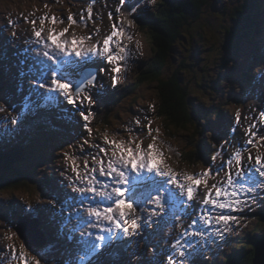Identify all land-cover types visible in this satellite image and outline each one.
<instances>
[{
  "label": "snow or ice",
  "instance_id": "snow-or-ice-1",
  "mask_svg": "<svg viewBox=\"0 0 264 264\" xmlns=\"http://www.w3.org/2000/svg\"><path fill=\"white\" fill-rule=\"evenodd\" d=\"M96 2L90 0L79 19L69 9L66 18L46 12L30 20L32 36L25 41L29 45L24 49L25 54L35 53L37 58L20 76L28 78L30 96L40 97L42 103L36 106L52 107L57 103L72 106L73 115L82 118V126L89 133L84 144L97 150L91 163L84 159L82 165L80 158L64 153L74 173L69 179L72 192L78 195L79 206L75 211L68 209L69 215L60 225L58 238L74 242L78 235V243L84 249L78 260L80 264H88L105 248L142 235V230L159 222L153 218L172 214L174 220L179 217L181 221L187 218L190 222L186 228L180 224L182 231L171 242L174 251L167 255V264H196L191 258L201 252L204 244L214 242L209 241V237H223L239 224L240 217L231 213L243 211L255 200L257 193L264 197V133L261 132L264 111L258 122L245 129L247 139L240 148L231 155L217 151L212 161L219 160V165L198 173L173 169L168 163V154L160 146V129L153 128L152 122L142 125L140 120L136 121L137 125L147 128V136L151 137L147 145V137L142 139L132 129L127 130V139L120 133H104L102 144L92 143L93 108L101 95L92 90L103 86L100 80L104 76L111 80L112 87L118 86L123 73L128 70L132 55L129 42L134 40L128 29L136 26V21L129 17L138 7V4H131V0H119L116 8L119 19L112 12L108 13L113 22L106 35L101 37L99 28L87 35H78L74 28L88 29L89 21L95 25ZM56 3H62V0H56ZM125 4L131 5L127 15ZM44 8L51 12L52 5L45 4ZM64 24L67 27H59ZM136 47L140 49L142 45ZM94 63L99 64V71L89 70L88 66ZM32 108L31 99L26 97L25 111L31 112ZM5 110L0 107V112ZM20 120V117L0 120V126L18 124ZM239 120L240 113L237 112L236 122ZM253 149L258 153L255 156ZM168 152H172L171 146H168ZM67 200L76 203V197ZM56 203L51 201L53 207ZM60 207L63 209L64 205ZM188 209H195V212ZM21 211L26 218L39 220L40 209L29 205ZM69 225H72L70 229ZM50 247L54 250L55 245ZM17 251L18 255L13 257L15 261L42 264L26 245L21 244Z\"/></svg>",
  "mask_w": 264,
  "mask_h": 264
},
{
  "label": "trees",
  "instance_id": "trees-1",
  "mask_svg": "<svg viewBox=\"0 0 264 264\" xmlns=\"http://www.w3.org/2000/svg\"><path fill=\"white\" fill-rule=\"evenodd\" d=\"M263 5L264 0H157L155 11L143 19L145 25L140 28L147 35L150 55L139 68L136 83L120 91L124 95L117 91L105 98L94 126H99L101 131L114 120L122 121L121 114L126 113L122 110L125 99L138 92L143 84L154 83L158 92L156 111L165 128L184 131L190 140V152L182 153L178 160L192 165L207 161L210 156L207 126L217 115L209 106L215 105L225 93L222 73L229 62L238 58L244 34L257 29ZM216 89L217 97L213 94ZM125 94L129 95L125 98ZM26 153L22 145L9 153L0 148V163L8 169L7 176L0 173L1 192L38 186L25 181L27 173L17 167ZM0 167L5 168L2 164ZM35 180L40 185L48 183V179H40L38 175ZM255 241L237 245V253L224 263L252 264Z\"/></svg>",
  "mask_w": 264,
  "mask_h": 264
},
{
  "label": "rangeland",
  "instance_id": "rangeland-1",
  "mask_svg": "<svg viewBox=\"0 0 264 264\" xmlns=\"http://www.w3.org/2000/svg\"><path fill=\"white\" fill-rule=\"evenodd\" d=\"M43 2H49V3L53 4V0H0V28H1V26L8 28L9 30H21L24 28L26 31H28L24 35V39L25 40L30 39L32 36V25L29 21L22 22L23 20H21L19 17H24L27 19L30 15H32L31 10L26 7V5H30V4H34L36 6L35 15H44L46 12L49 13V11L40 8V6H41V4H43ZM151 3H152V0H148V2L146 0H144L137 7V9L138 10L143 9L145 5H148ZM61 5L64 9H67V7L64 3H61ZM53 6L57 7L59 10H64L62 7L58 6L57 4H53ZM58 9H54V11H53L58 16L66 18L69 15L68 10H64L63 12H58ZM110 9H111V6L109 5V6H105L102 10H99V9L95 10L96 15H98V16L105 13L104 16L100 17V21H101L100 25L101 26L95 27V28H99L101 30L100 35L102 37L108 33L110 26H111V23L113 22L112 20H109V18L107 16ZM14 18L18 19V21H16ZM118 19H119V17H118ZM20 22H21V24H23L22 27H13L16 23H20ZM37 26H39V25H37ZM59 27L63 28L66 26L60 25ZM92 30H94V28H88V29L74 28L73 31H76L78 35H87ZM128 31H130L134 36V40L132 42H129V47L132 49V55H131L130 59H134L137 61L138 56H140L142 59H145V60L148 59L147 56L150 55V45H149V41L147 39V35L142 33V31H137L136 27L130 28V29H128ZM137 44L142 45V47L140 49H137V47H136ZM0 47H2V46L0 45ZM141 52L143 53L142 55L140 54ZM247 63L250 64L251 62L248 61ZM134 73H135V69L128 62V70L123 73V79L121 80L120 83L126 84V85L130 84V81H132V78H134V77H131V75ZM222 76H224V75L222 74ZM223 81L226 83V78H223ZM133 84H135V83H133ZM157 94H158V92H157L156 84H154V83L143 84L142 90L140 92H137V94L131 96V98H129L126 101L127 104L125 105V108L130 107L135 102L140 103V106L134 107L132 111L122 113L121 114L122 121H118V120L112 121V128L109 129L108 131L101 132V131H99L100 127L96 126V128H98V130H94V132L91 134V140L93 139V137L98 136L100 138L101 142L103 143V134L104 133H108L110 135L115 134L116 132H115V130H113V127L121 128V127H123L122 122L131 120L132 121L131 126H133L135 128H141V133H142L143 139H145V137H147L145 139V145H147V143H149L151 141V137L147 136V130L145 127H142V125H146L149 122H152L153 128H159L160 129L159 137H163L164 139L169 141L168 145L163 144L160 141L159 142H160L161 149L163 151L166 150V149H164L165 147L171 146V149H172V152L170 153L171 159H170V162L168 160V163L173 167V169H175L176 171H179V172H189V173H191V172H197L198 173L200 171H203L205 169V167L199 166L198 168H196L192 164H188L186 162H180L178 159H176V157H180L182 153L190 152V148L188 147L190 140H189L186 132L178 131L176 129H172L169 127L165 128V125H164V130L166 131V135L170 139L164 135L163 128H161L160 122H159V120H161L162 118L158 115V113L156 111L157 107H158V104H157L158 95ZM263 99H264V97L262 98V100ZM153 106H154V110H153ZM251 107H252V104L247 106L243 110V112L240 111V113L245 116V120H244V126L245 127H244L242 133H240L239 136L237 137V139L241 143H244L245 140L247 139V137L245 136V129L248 128L249 125L254 123L253 115L249 110V108H251ZM235 110L239 111V108L236 107ZM151 113H153L154 117L151 116ZM4 115H5L4 111L0 112V116H4ZM154 119H156V120H154ZM0 120H3V119L0 118ZM137 120H140L142 122V125H137L136 124ZM239 123H240V120H239ZM239 123H237V124H239ZM240 127H242V126H240ZM5 130H6V128L4 127V125L0 126V132L5 131ZM263 130L264 129L261 128L262 133H263ZM153 135H156V134L153 133ZM122 136L125 139L128 138L127 133L122 135ZM159 137H158V139H159ZM92 143L95 144L96 142L94 141ZM90 147L91 146H89V148ZM215 149L217 150V148H215ZM96 151L97 150H95L94 154H96ZM262 151H264V149H262ZM172 153H175V155H172ZM34 154H35L34 152L29 153L27 164H29V165L32 164V162H33L32 157ZM257 154H258L257 151L255 149H253V155L255 156ZM245 155L247 156V152H245ZM183 159L185 160V158H183ZM89 161L91 163V160H89ZM213 166L217 167V165H213ZM56 168H57V172L59 174V177L64 182L65 173L68 170H70L71 168L67 167V163L59 164V166ZM49 176L52 179H55V177L57 178V176H54L52 174H49ZM73 176H74V173H73ZM65 183H67V182H65ZM24 191H26V193H24L20 190H6V191L0 192V264H23L22 260L15 261L13 259V257L15 255H18L17 250L19 249L20 245L22 244V240L13 231V229L11 230V228H12V226H14L16 224V218L19 215H24L21 210L26 208L29 205L33 209H43V211H40L41 215H42L41 220L44 222L42 225L47 228L48 232L51 234L52 238L55 241H58L60 239V238H58V230H59L61 224L55 223V221H58V220L53 216L54 212H52L50 210L48 204L46 202L35 203L34 195H33L35 193V190L30 191V192L27 190H24ZM254 201H256V200H254ZM252 206H254V205L252 204ZM246 207H248V206H246ZM259 209H261V208H259ZM47 210H49V211H47ZM75 210H76V206H75ZM247 212H249L251 214L250 219H248L245 216V214ZM231 214L240 217V220H239V224L234 225L232 231L230 233H227L228 235L225 238L227 241L228 240L233 241V238H236L235 240L245 238V240H247L246 244L250 245L258 237L264 235V233H263L264 232V209L258 215H254L253 211H247V208L244 209L243 211L233 212ZM55 216L60 217L59 214H55ZM257 217H261V220L257 221ZM147 229L143 230V231H147ZM256 229L259 230V232H257V231L253 232V230H256ZM181 231H179L177 236L180 234ZM13 233H15L16 235L13 236ZM254 233H256V234L254 235ZM166 237L167 236H165V238ZM217 238H221V237L220 236H214V239L209 240V241H214V242L206 243L203 245V247H207L208 250L203 251L202 258L207 259V260H212L216 264H225L224 263L225 258H223L222 256H224L226 253L221 251L222 247L224 245H221L220 248H217L216 247V240H215ZM226 246H227V244L225 245V247ZM162 247L165 248L166 254L170 252V249H172L171 243H170V241H168L167 238L164 240ZM213 250H215V251H213ZM29 252H30V249H29ZM34 252L36 253L37 250L34 249ZM231 253H232V249L229 251L227 256L230 257ZM196 256H198V254ZM6 258H8L9 260L4 261ZM130 259L134 260L136 264H147V262H145V260L140 261V259L138 257L134 258V259L133 258H130ZM165 259L166 260H164V264H167V256L165 257ZM179 259H185V258H179ZM119 263L123 264L125 262L120 261ZM197 264H204V263H202L198 260Z\"/></svg>",
  "mask_w": 264,
  "mask_h": 264
},
{
  "label": "water",
  "instance_id": "water-1",
  "mask_svg": "<svg viewBox=\"0 0 264 264\" xmlns=\"http://www.w3.org/2000/svg\"><path fill=\"white\" fill-rule=\"evenodd\" d=\"M28 222L25 220H22V225H20L18 228H16V231L18 232V234H20V236L27 242V243H31L34 244L37 242V240H35L31 233L27 232L24 227H27L26 224ZM40 242V240H39ZM252 264H264V238H262L261 240H259L256 245H255V251H254V257L252 260Z\"/></svg>",
  "mask_w": 264,
  "mask_h": 264
},
{
  "label": "bare ground",
  "instance_id": "bare-ground-1",
  "mask_svg": "<svg viewBox=\"0 0 264 264\" xmlns=\"http://www.w3.org/2000/svg\"><path fill=\"white\" fill-rule=\"evenodd\" d=\"M69 184V183H68ZM71 186V185H70Z\"/></svg>",
  "mask_w": 264,
  "mask_h": 264
}]
</instances>
